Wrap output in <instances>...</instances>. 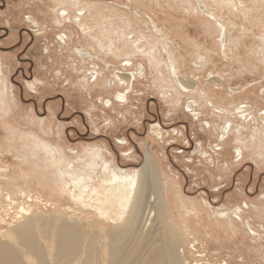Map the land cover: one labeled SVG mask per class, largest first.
I'll use <instances>...</instances> for the list:
<instances>
[{
	"label": "rangeland",
	"instance_id": "rangeland-1",
	"mask_svg": "<svg viewBox=\"0 0 264 264\" xmlns=\"http://www.w3.org/2000/svg\"><path fill=\"white\" fill-rule=\"evenodd\" d=\"M145 151L183 264H264V0H0V218L76 215L73 169L102 189Z\"/></svg>",
	"mask_w": 264,
	"mask_h": 264
},
{
	"label": "bare ground",
	"instance_id": "bare-ground-1",
	"mask_svg": "<svg viewBox=\"0 0 264 264\" xmlns=\"http://www.w3.org/2000/svg\"><path fill=\"white\" fill-rule=\"evenodd\" d=\"M206 12L218 24L220 34L224 36V24L212 11ZM74 17L77 24H85L82 16ZM31 22L36 23L33 18ZM152 27L157 29L154 24ZM60 40L64 42L62 37ZM161 43L169 61L171 54L168 46L164 40ZM77 53L82 58H93L89 51L77 49ZM173 61L168 62L171 70L175 69ZM131 64V61L128 62L129 66ZM138 68L140 74L142 64L139 63ZM91 72L94 75L95 71ZM138 74L114 72L107 86L124 84L128 88L131 79ZM178 78L176 76L179 82ZM35 81L29 80L27 83L34 88ZM1 92L4 94L3 89ZM125 96L126 90L118 91L115 97L106 98L105 103L110 105L114 98ZM244 107L243 104L237 105L232 113L239 114L244 119ZM226 124L227 133L232 125L231 122ZM151 129L154 135L161 134L158 124H152ZM42 145L45 149H52L48 143L42 142ZM100 157L103 161L102 153ZM149 160V153L145 151L140 176L139 170L111 168L109 177L101 178L102 189L92 184L91 160L81 170L73 169L69 181H64V184L71 190V196H76L74 202L81 206L76 215L38 214L23 210L24 214L19 218H0V264H183L179 252H176L177 230L173 229V223L170 225L165 221L159 188H156L155 179L148 172ZM3 172L5 170H0V181L5 179L8 182L10 178H4ZM136 184L138 190L131 195ZM71 186L76 188L75 192ZM23 190L21 187L17 188V192L23 193ZM12 192L14 193L13 190ZM151 195L155 196V217L150 229L145 230L153 213L149 203ZM239 210L237 207L236 212Z\"/></svg>",
	"mask_w": 264,
	"mask_h": 264
},
{
	"label": "built area",
	"instance_id": "built-area-1",
	"mask_svg": "<svg viewBox=\"0 0 264 264\" xmlns=\"http://www.w3.org/2000/svg\"><path fill=\"white\" fill-rule=\"evenodd\" d=\"M186 264H191V262L187 259L186 260V262H185Z\"/></svg>",
	"mask_w": 264,
	"mask_h": 264
}]
</instances>
